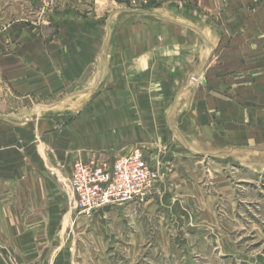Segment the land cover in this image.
<instances>
[{
  "label": "rangeland",
  "instance_id": "obj_1",
  "mask_svg": "<svg viewBox=\"0 0 264 264\" xmlns=\"http://www.w3.org/2000/svg\"><path fill=\"white\" fill-rule=\"evenodd\" d=\"M210 71L187 75V97L208 88ZM100 77L87 74L75 88L29 95L27 103L16 93L0 102V112L14 117L30 112L12 120L11 154L0 153V264H264V120L203 131L180 122L187 106L177 107L170 124L182 127L191 147L230 152L233 145L229 155L206 157L186 150L166 115H158L162 120L147 123L153 136L145 154L157 175L144 201L113 204L95 216L75 209L68 126L92 98L124 91L115 84L99 89ZM129 86L125 93L141 94L138 84ZM36 177L50 181L37 185ZM25 221L36 227L29 247Z\"/></svg>",
  "mask_w": 264,
  "mask_h": 264
},
{
  "label": "crops",
  "instance_id": "obj_2",
  "mask_svg": "<svg viewBox=\"0 0 264 264\" xmlns=\"http://www.w3.org/2000/svg\"><path fill=\"white\" fill-rule=\"evenodd\" d=\"M209 70L208 88L187 97V75ZM96 72L99 89L115 84L124 91L102 92L69 124L71 174L79 155L112 161L137 148L147 153L148 124L163 113L186 150L229 155L233 145L230 152L191 147L182 127L170 123L182 106L180 122L199 123L203 131L264 120V0H0V102L16 93L27 103L29 95L75 88ZM130 84L139 85V96L125 93ZM13 117L0 112V153L11 154ZM24 229L29 247L36 227L25 221Z\"/></svg>",
  "mask_w": 264,
  "mask_h": 264
},
{
  "label": "built area",
  "instance_id": "obj_3",
  "mask_svg": "<svg viewBox=\"0 0 264 264\" xmlns=\"http://www.w3.org/2000/svg\"><path fill=\"white\" fill-rule=\"evenodd\" d=\"M144 1V0H139ZM156 172L142 149L118 155L77 156L70 178L74 207L86 216L113 204L142 202L156 180Z\"/></svg>",
  "mask_w": 264,
  "mask_h": 264
},
{
  "label": "water",
  "instance_id": "obj_4",
  "mask_svg": "<svg viewBox=\"0 0 264 264\" xmlns=\"http://www.w3.org/2000/svg\"><path fill=\"white\" fill-rule=\"evenodd\" d=\"M192 80V79H191ZM190 80V81H191ZM54 105H56V104H53V105H48V106H44V107H42V108H49V107H51V106H54ZM24 117V116H23ZM23 117H13L14 119H22Z\"/></svg>",
  "mask_w": 264,
  "mask_h": 264
}]
</instances>
